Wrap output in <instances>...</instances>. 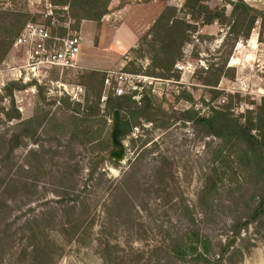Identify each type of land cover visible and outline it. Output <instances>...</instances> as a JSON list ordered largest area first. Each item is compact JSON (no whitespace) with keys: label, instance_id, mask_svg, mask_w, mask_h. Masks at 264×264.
<instances>
[{"label":"rangeland","instance_id":"rangeland-1","mask_svg":"<svg viewBox=\"0 0 264 264\" xmlns=\"http://www.w3.org/2000/svg\"><path fill=\"white\" fill-rule=\"evenodd\" d=\"M60 1L0 0V9L17 13L22 23L45 24L49 23L45 14L52 9L59 20L50 29L64 36L76 20ZM247 1L264 9V0ZM185 2L111 0L101 27L114 31L125 25L118 34L127 42L125 29L129 25L138 33V40L135 49L115 45L109 68L84 67L79 60L80 67L53 68L41 82L28 80L23 66L26 49L12 46L0 64V264H30L33 255L29 243L34 240L48 241L57 258L55 264H171L174 259L169 242L188 226L182 214L187 206L197 213L203 231L215 241H226L228 232L223 226L236 213L232 197L239 193L222 189L212 208L214 214L205 221L200 219L199 195L207 175L217 165L214 150L219 139L207 136L199 120L223 104L239 114L264 96V21L257 19L251 35L235 41L230 32L234 19L204 24L202 18L189 13L192 10ZM236 2L205 0L226 15H231ZM167 3L176 6L189 22L201 23L184 44L171 72L153 66L149 46L154 36L144 38ZM234 25L243 35L248 22L239 24L237 20ZM93 27L85 23L81 32L80 25V59L101 65L111 59H104L109 52L101 46L99 30L90 44ZM143 38L142 50H138ZM20 70L22 77L14 78L13 72ZM107 70L142 75L146 85L142 97L151 104L150 108L143 106L140 99L122 111L128 116L130 110L141 113L136 128L123 137V161L111 156L115 150L112 119L104 127L99 117L87 114L100 85L94 72ZM13 81L24 87L9 90ZM107 91L113 95L104 82L103 95ZM62 98L71 106L64 105ZM77 103H81L82 112L75 114L72 108ZM16 110L21 118H9ZM188 110L194 123L183 118ZM27 119L32 121L25 125ZM92 136L95 142L90 141ZM13 137L19 139L14 150ZM99 143L104 146L101 151ZM96 166L95 174L89 177ZM254 183L253 179L246 188L252 191ZM66 184L75 185L73 196L86 204L87 217L91 215L88 219L94 218L91 228L82 229L70 241L62 232L61 222L67 216H63L59 202ZM28 219L46 227L44 234L39 233L41 239L29 240L21 229ZM243 237V241L237 240L243 257H235L230 264H264V228L258 231L251 225Z\"/></svg>","mask_w":264,"mask_h":264},{"label":"trees","instance_id":"trees-1","mask_svg":"<svg viewBox=\"0 0 264 264\" xmlns=\"http://www.w3.org/2000/svg\"><path fill=\"white\" fill-rule=\"evenodd\" d=\"M110 2L111 0L60 1L63 5L68 4L72 16L76 20L74 26L76 29H80L83 19L94 20L98 25H101L103 16L108 13ZM185 5L192 10L189 13L202 18L204 24H212L220 18L223 22H231L234 19L235 23L238 20L239 24L247 21L248 25L243 35H240L239 31L236 30L234 23L230 26V32L236 36L235 41H239L241 36L248 38L257 19L260 18L264 21V9H258L244 0H237L233 5L231 15H226L224 12L219 13L217 8L210 7L205 3V0H186ZM26 24L20 21L17 13L0 9V64L7 57L15 38L21 33ZM200 24L189 22L186 16L179 13L176 6L167 3L144 37L147 39L149 35L154 36L153 42L149 46L152 52L150 58L153 61V66L171 72L182 55L184 44L191 40L194 32L199 30ZM144 38L141 40L138 50H142L141 45ZM157 44H159L158 47ZM131 49H135V47ZM94 75H98L100 85L97 87L95 104L90 107L87 114L99 117V120L106 127L109 119H113L115 110H129L133 107L132 104H136V101L129 95L116 96L113 94L108 96L104 102V107H102L106 72L95 71ZM9 85V90L24 87L16 81L11 82ZM85 99L89 101L88 97ZM142 100L143 106L151 107L148 99L147 101L146 98ZM61 101L64 105L71 106L68 100L62 98ZM80 106L81 103H77V106L72 108L75 114L82 112ZM189 112L190 110L183 112V118L194 123L195 119L193 116L188 115ZM140 114V111L130 110L129 116L125 115V112L123 116L130 118L133 126L136 127L139 123ZM9 118L20 119L19 111L16 110V113L10 114ZM147 120L152 121L153 119L147 116ZM31 121L32 119H27L23 122L26 125ZM199 121H202L206 127L207 136H215L219 139V144L214 150V160L217 165H214L211 173L207 175L199 195L202 203L201 210L198 213L202 216L200 219L205 221L214 214V211H212L214 202L221 195V190L226 187L228 190L233 191L232 194L239 193L237 197H232L233 204L237 205V209L230 221L224 223L223 227L228 232V236L226 241L223 242L221 239L215 241L208 233L203 231L196 217L197 213L187 206L182 214L188 219V226L184 232L172 236L169 242L170 253L174 259L171 264H230L235 257H243L244 250L240 242H237V240L243 241L245 239L243 233L254 224L258 231L264 228V96L254 106L246 108L244 112L239 114L232 112L230 107L225 104L213 107L211 113L200 118ZM92 138L94 136L89 137L90 141L95 142V139ZM18 140V138L13 137V150ZM83 143L87 145L86 142L83 141ZM107 144H109V141ZM97 149L101 151L104 146L99 143ZM227 158L230 159L227 161ZM96 170L97 166L92 167L89 177H93ZM230 175H233L234 179L230 178ZM253 179L256 187L250 191L249 188H246V184L252 183ZM218 182H220V186ZM62 186L59 202L63 206L61 209L63 216H67V219L65 222H61V228L65 238L70 241L82 229L91 228L94 218L88 219L91 215L87 217L86 204L79 203L77 195L73 196L75 185L66 184ZM118 210L121 211V209ZM76 214L79 216L71 219L70 216ZM33 221L28 219L21 228L28 234L29 240L40 238L39 233H45L44 229L46 227L36 226ZM85 223L87 224L85 225ZM36 228L39 232L36 231ZM29 247H31L30 252L33 255L30 264H49L51 260L54 261L52 264H55L57 258L53 257V251L48 241L34 240L29 243ZM29 247H26V249ZM60 254H58V257Z\"/></svg>","mask_w":264,"mask_h":264},{"label":"built area","instance_id":"built-area-1","mask_svg":"<svg viewBox=\"0 0 264 264\" xmlns=\"http://www.w3.org/2000/svg\"><path fill=\"white\" fill-rule=\"evenodd\" d=\"M63 7L66 10L69 8L68 4ZM45 16L49 18L48 24L27 23L13 43V47L26 49V63L23 65L27 75L25 78L35 79L38 82H41L53 68L80 67L78 61L82 45L79 29L73 27L67 32V35H59L50 29V25L59 20L58 16L52 9ZM13 74L16 79L22 77L21 70L15 71ZM143 81L142 75L121 70H107L105 75V86L108 90H111L116 96L129 95L135 101L143 99L142 95L146 86ZM108 96L107 91L103 95V103Z\"/></svg>","mask_w":264,"mask_h":264},{"label":"crops","instance_id":"crops-1","mask_svg":"<svg viewBox=\"0 0 264 264\" xmlns=\"http://www.w3.org/2000/svg\"><path fill=\"white\" fill-rule=\"evenodd\" d=\"M89 22L93 26L95 25V27H93V34H91L90 44H92V42H93L95 32L97 30H99L100 43L102 44L101 46H103V48L109 52V54H106V56H108V57L104 58V59L109 60L108 58H110L111 60H109L108 62H105L104 64H101V65H91L85 60L84 57L82 59H80V56H79L80 64L84 67H93V68L98 67V68H102V69L109 68L111 65H113L112 52L114 50L113 48L115 45L117 46V48L121 47L124 49H128V48L135 47V45L137 43L138 33L135 32L129 25H128L129 29L128 28L125 29V31L127 32L128 40H127V42H124V40L121 39V36H120V34H118V32H121V30H123L125 28V25H123L121 28H118L117 30L113 31V30H109V29L107 30L106 28L101 27L102 25H98V23L94 20L85 19V20H83V22H81V32H82L84 24L89 23ZM92 47H94V45ZM94 49L97 51V47H94ZM96 54H98V53H96Z\"/></svg>","mask_w":264,"mask_h":264},{"label":"water","instance_id":"water-1","mask_svg":"<svg viewBox=\"0 0 264 264\" xmlns=\"http://www.w3.org/2000/svg\"><path fill=\"white\" fill-rule=\"evenodd\" d=\"M112 144L115 150L111 153V156L117 161H123L124 159V139L123 137L129 136L134 126L130 118H125L121 110L114 111L112 119Z\"/></svg>","mask_w":264,"mask_h":264}]
</instances>
